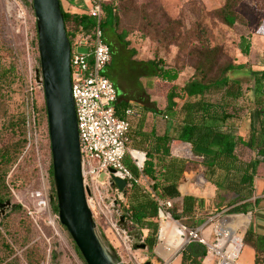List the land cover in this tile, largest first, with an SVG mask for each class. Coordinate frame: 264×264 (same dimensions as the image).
Segmentation results:
<instances>
[{
    "label": "rangeland",
    "instance_id": "1",
    "mask_svg": "<svg viewBox=\"0 0 264 264\" xmlns=\"http://www.w3.org/2000/svg\"><path fill=\"white\" fill-rule=\"evenodd\" d=\"M224 1L135 0L138 7L122 14L119 24V29L130 30L128 39L131 41V48L137 51L133 55V61L138 63L158 58L164 60L165 65L182 67L178 82L180 85L186 84L191 80L198 61L193 53V43L196 41V24L200 23L207 28L214 43L221 46V63L233 59L236 63H247L252 70H264V0H242L236 10L243 20L232 28L223 24L214 12ZM242 36H247L252 43L250 56L242 54L238 47ZM106 38L114 43L117 53L127 56L129 52L119 43L117 33L110 31ZM1 42L4 45L0 46L2 54L6 56L5 61L14 62L18 71L9 92V112L15 115L23 112L26 114L28 145L7 174L8 192L0 194V197L3 196V204L0 206V264H87L56 210V184L52 174L53 157L48 116L43 109L45 62L39 44L38 20L32 0H0V44ZM80 50L85 51V47H80ZM119 64L121 74L129 76L132 81H139L143 77L141 65L127 70L123 61ZM122 84L121 80L120 85ZM230 87L234 88L232 92ZM230 87H212L205 91L203 98L213 103L227 104L228 110L239 111V115L244 117L251 108L249 104L254 94L253 80L249 75L239 76L231 82ZM200 99V96L194 97L185 103L186 106L184 104L182 112L185 120H193ZM244 124L247 127L248 123L244 122L243 126ZM1 129L0 120V131ZM228 130H220L215 140L221 143V134L236 135L239 131L235 132L233 128ZM229 139L228 136L227 140ZM227 140V150L238 153L243 160L254 164L255 151L238 146L235 140L229 143ZM262 143L260 140L259 145L262 146ZM203 152L202 149L194 147L192 157H184L196 163L191 166L194 168L191 173L181 182L185 185L189 181L190 187L187 190L182 185L180 188L176 187L168 191L165 198L178 211L183 208L182 196L196 198V216L178 219L171 215V218L179 221L188 230V241L194 239L190 235V231L194 229L198 231V237L213 245L217 242L218 224H224L225 219L233 216H248L244 230L238 232L243 235L245 249L244 238L253 227L255 211L259 206L238 214L230 213V207L222 208L225 195L209 180L211 174L205 165L208 157H213V154L203 155ZM198 176H203L206 182L199 184ZM98 183L101 192L94 197V204L90 206L99 235L113 261L119 264H163L162 258L170 259L183 247L186 232L181 229V240L175 251L168 256L161 253L159 247L163 230L162 219L159 229L147 238L146 232L129 219L124 220L127 199L108 182L105 172ZM226 196V201H230L234 198V193H227ZM42 201H46V204H40ZM199 220L202 222L198 223ZM141 244L146 247H137ZM244 254L243 259L248 260L249 252L244 250ZM209 257L213 264H218L220 256L217 253H211ZM240 259L241 256L235 262L238 263ZM172 264H177L176 260Z\"/></svg>",
    "mask_w": 264,
    "mask_h": 264
},
{
    "label": "trees",
    "instance_id": "2",
    "mask_svg": "<svg viewBox=\"0 0 264 264\" xmlns=\"http://www.w3.org/2000/svg\"><path fill=\"white\" fill-rule=\"evenodd\" d=\"M61 1V0H60ZM242 0H225L224 4L215 9L221 22L228 27H234L243 20L236 8ZM62 6V2H61ZM138 7L135 0H105L103 2V13L100 19L85 12H70L63 8L62 12L68 38L72 48L77 41L84 38L88 41L89 49L95 42V33L100 25L105 30V35L117 33L118 41L127 50V56L117 53L114 43H109L112 49V60L107 67L105 74L115 83L119 92L127 94L131 89L132 80L129 76H124L119 70L120 61L127 70L134 69L136 65H141L144 71L143 77H148L152 85L154 79L174 81L183 71L182 67L165 65L164 60L152 58L141 62H134L133 55L137 54L131 48V41L128 39L130 30L119 29L121 15L126 14L131 8ZM196 41L193 43V53L198 58L195 65V72L189 82L184 85L174 83L166 93V108L173 111L178 103L183 105L191 98L200 96V102L192 120L190 142L195 146H201L213 153V157H208L205 163L207 171L210 172L209 180L214 183L224 193L222 208H229L230 213H246L259 206L260 198L252 200L255 195V177L257 167L264 162V70H252L247 63H236L232 60L220 62L219 54L222 48L214 43L207 28L196 24ZM120 31V32H119ZM2 46H4L1 42ZM238 47L242 54L250 56L252 43L247 36H242ZM6 56L2 54L0 46V120L2 129L0 131V194L7 193L9 185L6 181L7 174L12 166L19 161L28 145L27 136V116L19 113L12 114L9 105V92L17 77V66L14 62L5 61ZM126 70V71H127ZM249 75L253 80V97L250 98L251 108L244 117L239 115V111L228 110L227 104H217L203 98L205 91L212 87H230L231 82L239 76ZM122 80L123 84L120 85ZM137 80V79H136ZM229 89V88H228ZM234 88L230 87L232 92ZM230 92V93H231ZM229 93V94H230ZM126 101L117 103V115L125 118L124 114L128 107ZM46 113V103L43 108ZM247 121V122H246ZM248 123L245 128L246 134L238 136L232 134L222 135V143L213 141V137L220 133L221 127L227 125L235 129L242 123ZM233 131V130H230ZM229 136V140H227ZM172 137L165 135L158 138L156 152L170 157L168 165L162 172H158L155 164L156 157L150 155L145 160L143 173L154 181L153 192L155 195L144 191L140 186L133 185L126 187L125 191H120L127 204L124 207V220L129 219L140 229L149 228L157 231L160 217L165 214V208L157 200L166 198L168 191L176 188L182 174L193 170L191 166L196 165L193 161H186L171 156L170 142ZM227 143L235 140L236 144H241L255 151L254 164L243 160L238 154L225 148ZM263 145H259V141ZM211 159V160H210ZM253 168V170H252ZM52 174L54 172L52 169ZM216 176V178H214ZM116 187V186H115ZM234 193V198L226 201V194ZM55 198L57 200L56 210L59 212L58 194L55 188ZM197 199L192 196L184 197L183 210L179 212L175 207L167 210L175 218L195 217ZM3 204V196L0 197V206ZM202 221L199 220L198 223ZM194 230V229H193ZM245 244L253 247L256 251V264H264V235H259L253 229L247 231ZM208 246L197 239H192L181 250L182 264H199L208 254Z\"/></svg>",
    "mask_w": 264,
    "mask_h": 264
},
{
    "label": "water",
    "instance_id": "3",
    "mask_svg": "<svg viewBox=\"0 0 264 264\" xmlns=\"http://www.w3.org/2000/svg\"><path fill=\"white\" fill-rule=\"evenodd\" d=\"M32 3L38 20L39 44L45 62L44 97L59 218L87 264H119L106 251L88 202L90 191L84 184L77 113L72 93V46L67 35L61 1L32 0ZM110 172L113 184L125 191L127 181L115 175L114 169L111 168ZM189 242L190 239L186 244ZM137 247L145 248L146 245Z\"/></svg>",
    "mask_w": 264,
    "mask_h": 264
},
{
    "label": "built area",
    "instance_id": "4",
    "mask_svg": "<svg viewBox=\"0 0 264 264\" xmlns=\"http://www.w3.org/2000/svg\"><path fill=\"white\" fill-rule=\"evenodd\" d=\"M104 1L88 0L87 13L100 19ZM80 47H85V51H81ZM112 56V49L100 25L96 29L95 42L90 49L88 41L81 38L71 52L72 93L77 113L84 184L90 191L88 195L90 205L94 204V197L101 192L98 182L104 172L108 176V182L120 193L118 186L113 184L111 168L115 170V175L127 181V186H140L144 191L155 195L152 191L154 181L143 173L144 157L140 152L128 147L130 121L127 117L121 118L117 115L118 89L105 74ZM136 113L134 108L126 110L127 115ZM128 153L137 166V172L125 162ZM156 198L165 208V214L160 217V221L171 218V213L167 209L172 208V202L162 200L158 196ZM40 204H46V201ZM222 227V224H218L217 242L213 245L198 237L197 230L190 231L194 239L208 245L209 255L217 253L220 256L218 264H224L226 258L223 252H227L231 245L230 241L222 253L216 250V246L224 238L222 229L226 228ZM122 230L126 233L124 229ZM239 257H235L233 262L236 263Z\"/></svg>",
    "mask_w": 264,
    "mask_h": 264
},
{
    "label": "crops",
    "instance_id": "5",
    "mask_svg": "<svg viewBox=\"0 0 264 264\" xmlns=\"http://www.w3.org/2000/svg\"><path fill=\"white\" fill-rule=\"evenodd\" d=\"M61 2L63 8L70 12L83 13L85 12V10H87L88 6V0H61ZM180 74L178 75V78L174 81L156 78L153 80L152 85L149 84L150 80L148 77H142L139 81H132L131 89L127 94H124L122 91L119 92L118 102L120 103L122 101H126L129 104L126 110L128 108H134L137 111L135 115H127L126 111L124 113L130 121L131 125L128 134V147L132 150H136L141 153L142 157H144V164L148 156L154 155L156 157V168L159 173L162 172L164 168L168 165L167 162L170 157L164 156L162 155V153L156 152L158 138H162L165 135H169L172 137V140L170 142V152L172 157L189 161V159L184 157H192V150H194V145L189 140L192 129V121L184 119V112H182V104L178 103V106L173 111H169L166 108L167 102L165 95L174 83L179 84L178 80ZM186 105L187 104H185V106ZM228 128L229 127L227 125H223L221 127V130L226 129V131L228 132ZM236 130H239L236 133L237 136L239 134L244 136L246 134L245 124L243 126L242 123L240 126L234 129L235 132ZM217 136H219V134H216L213 137V141L218 143V140H215V137ZM220 137V141L222 143V134L220 135ZM238 146L247 148L239 143ZM195 148L202 149L204 151L203 155H205V153L213 154L212 152L203 149L201 146H195ZM125 162L128 166L133 168L135 172H137V166L129 153L125 157ZM191 171L192 170L186 171L182 174L177 185L178 188H180L181 185L183 187L185 185L190 187L191 183L189 181L185 185L181 184V182L186 175L191 173ZM203 178V176H198V181H200L199 184H203L204 182H206V180H204ZM184 197H186V195L182 196V202H184ZM256 198H260L261 201L259 203V208H257L255 211L256 214L252 229L259 235H264V162H261L257 167V173L255 177V195L252 200H255ZM178 225L179 224L177 222H170L167 224V230H165L162 234L160 245L167 243L168 245H174V247H176V245L180 243L181 233L178 228ZM142 230L146 232L147 238L154 233V231L149 228H145ZM244 250L248 251L250 254L247 261H249L250 264H256L255 249L246 244ZM178 251L170 259L162 258L163 264H172L173 262H175V260L177 264H182V254L181 251ZM168 253L169 252H166V254ZM199 264H213L212 258L209 257V251L207 256L201 261H199Z\"/></svg>",
    "mask_w": 264,
    "mask_h": 264
},
{
    "label": "bare ground",
    "instance_id": "6",
    "mask_svg": "<svg viewBox=\"0 0 264 264\" xmlns=\"http://www.w3.org/2000/svg\"><path fill=\"white\" fill-rule=\"evenodd\" d=\"M205 180V178H203ZM200 181H198L199 183ZM188 186L185 185L183 189H188ZM248 216H240V217H230L229 219H225L224 224L222 223L223 227L226 228L225 230L222 229V232L224 233V238L221 240L220 244L216 246V250L220 251L222 253V250L224 247L228 245V243L231 241V245L228 247L227 252H223V256L226 258L224 264H247V259H243L244 254V243H243V235L241 234L242 230H244L245 226L247 225ZM228 221V223L226 222ZM170 222H177L179 230L183 229L186 234V239L183 243V246L188 241V230L177 220L170 218L169 220L162 219L163 224V230L162 234L165 230H167V224ZM222 227V228H223ZM241 230L240 233H238ZM241 235V236H240ZM178 242V241H177ZM170 243V242H169ZM174 245H168L167 243L161 244L159 249L160 252L164 255H169L174 252ZM166 252H169L166 254ZM245 255V254H244ZM237 256H241V259L238 263H234V258ZM248 256V255H245ZM243 259V260H242Z\"/></svg>",
    "mask_w": 264,
    "mask_h": 264
}]
</instances>
